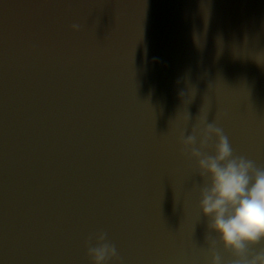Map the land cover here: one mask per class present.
Returning a JSON list of instances; mask_svg holds the SVG:
<instances>
[{"label": "water", "instance_id": "95a60500", "mask_svg": "<svg viewBox=\"0 0 264 264\" xmlns=\"http://www.w3.org/2000/svg\"><path fill=\"white\" fill-rule=\"evenodd\" d=\"M184 117L264 167V0H6L0 264H91L100 233L120 264H233Z\"/></svg>", "mask_w": 264, "mask_h": 264}, {"label": "clouds", "instance_id": "9594fccd", "mask_svg": "<svg viewBox=\"0 0 264 264\" xmlns=\"http://www.w3.org/2000/svg\"><path fill=\"white\" fill-rule=\"evenodd\" d=\"M72 27L79 30L80 26ZM180 96L183 99L185 94ZM180 143L183 155L196 161L205 179L199 192V210L209 221V231L233 254V264H264V249L250 254V249L264 242V167L236 155L223 129L206 119L191 134L181 131ZM210 144L211 155L206 151ZM95 239V246L89 243L87 247L91 264H120L117 248L107 241L106 234ZM209 251L211 264H224L215 251V241Z\"/></svg>", "mask_w": 264, "mask_h": 264}, {"label": "snow or ice", "instance_id": "6c2138e0", "mask_svg": "<svg viewBox=\"0 0 264 264\" xmlns=\"http://www.w3.org/2000/svg\"><path fill=\"white\" fill-rule=\"evenodd\" d=\"M5 3H6V0H0V15H2L3 14V10H4V7H5ZM223 115H221V116H216V119L215 120H217L218 122L219 121H222L223 120ZM206 118H200L199 119V121H198V125L200 124V122L202 121V120H205ZM186 121H187V117H184L183 118V121H182V128H180V129H178L180 132L181 131H185L186 129H187V123H186Z\"/></svg>", "mask_w": 264, "mask_h": 264}]
</instances>
